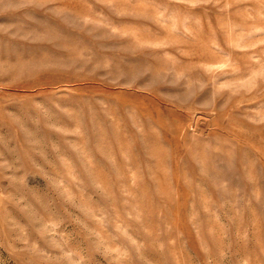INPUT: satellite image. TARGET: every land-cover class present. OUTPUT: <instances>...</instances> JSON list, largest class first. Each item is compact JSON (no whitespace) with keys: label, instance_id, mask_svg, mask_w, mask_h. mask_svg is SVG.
Masks as SVG:
<instances>
[{"label":"rangeland","instance_id":"rangeland-1","mask_svg":"<svg viewBox=\"0 0 264 264\" xmlns=\"http://www.w3.org/2000/svg\"><path fill=\"white\" fill-rule=\"evenodd\" d=\"M0 264H264V0H0Z\"/></svg>","mask_w":264,"mask_h":264}]
</instances>
